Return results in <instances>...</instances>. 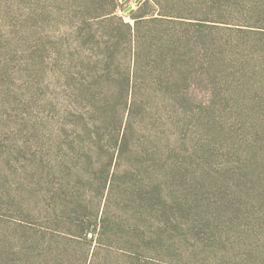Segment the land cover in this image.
Wrapping results in <instances>:
<instances>
[{"label": "rangeland", "instance_id": "obj_1", "mask_svg": "<svg viewBox=\"0 0 264 264\" xmlns=\"http://www.w3.org/2000/svg\"><path fill=\"white\" fill-rule=\"evenodd\" d=\"M198 12L213 19L192 27L194 102L175 117L138 109L102 197L100 169L63 131L58 0H0V264H84L53 220L80 190L101 197L117 237L96 264H124L123 248L139 264H264V0H199ZM134 222L142 249L127 242Z\"/></svg>", "mask_w": 264, "mask_h": 264}, {"label": "trees", "instance_id": "obj_2", "mask_svg": "<svg viewBox=\"0 0 264 264\" xmlns=\"http://www.w3.org/2000/svg\"><path fill=\"white\" fill-rule=\"evenodd\" d=\"M129 1L58 0L65 35L60 87L68 102L63 131L70 133L72 146L87 158L86 170L100 169L102 197L115 183L138 109L140 114L150 110L162 115V108L176 109L175 117L194 102L192 27L213 19L200 16L199 0H138L136 7L126 6ZM77 174V179L86 177L80 171ZM87 179L95 183L93 175ZM75 193L65 191L67 197ZM79 193L77 201L65 198L66 203L59 205L54 232L63 241L72 243V238L84 245V264H96L100 262L98 252L113 246L109 239L114 242L117 237H109L112 218L101 197L97 202L90 191ZM84 196L91 202L86 203ZM129 229L127 242L142 249L141 227L134 222ZM123 250L124 264L140 263L129 257L132 250ZM67 254L65 246L59 252L61 260Z\"/></svg>", "mask_w": 264, "mask_h": 264}]
</instances>
